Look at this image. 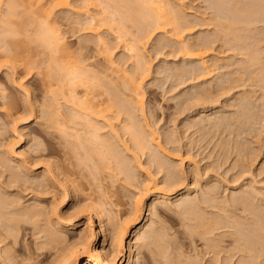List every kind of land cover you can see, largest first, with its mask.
I'll use <instances>...</instances> for the list:
<instances>
[{"label": "bare ground", "instance_id": "6f19581e", "mask_svg": "<svg viewBox=\"0 0 264 264\" xmlns=\"http://www.w3.org/2000/svg\"><path fill=\"white\" fill-rule=\"evenodd\" d=\"M227 1L231 3L233 0L210 2L208 4L212 10L208 18L210 22L206 21L207 18L199 17L197 18L199 23L186 20V15L180 10L181 7L173 6L170 0H10L7 2L3 14L4 30L0 31V42L3 46L5 45L7 53L4 51L6 55L5 57L3 55L4 58L0 61V68L2 66H9L10 70L21 68L23 72L25 71L24 73L34 72L41 76L42 99L39 105H35V111L31 108L33 105L27 104L28 111L31 114H38L36 118L42 120L40 125L44 127L45 136L56 138L59 143L57 145L61 146L59 149L65 150V157H63L68 161L64 160L63 166L72 164L71 160H73L74 164L77 163L74 167L80 165L82 168H71V164H69L70 167L62 168L56 162H52L51 156L45 153L41 159L46 162V166L53 167L51 169L53 171H50L49 176L47 172L50 167L45 166L43 173L34 176L41 181H33L34 178H30L32 174L30 169L17 166L18 170L15 168V171H8L5 168L7 158L0 159V166H2L0 178L4 177V183L1 184L5 185V188L15 187L20 190L27 185L29 194H33L29 197L32 198V204L26 207H20V204V208L17 209L21 196L15 195L17 199L8 196L7 192L11 191H3L0 187L2 190L0 192V264H117L118 262L120 264H180L182 262L180 261L181 253H175V249L170 248L171 242L162 228H156L150 224L145 229L141 226L143 218L140 200L135 201L133 208L131 207L128 212L123 210L125 213L121 215L125 206L123 207V195L120 189L124 187L119 182L131 181L134 170L142 167L141 156L149 157L148 165L161 167L159 163L161 159L156 157V149L161 150V145L154 133L148 130V124L145 121V124H141L140 119H137L139 116H136V112H143L144 105L141 85L144 75L141 72L143 69L141 61L144 58L141 50L144 43L147 44L154 39L156 41L154 48L164 46L167 43L162 36L161 38L158 35L167 34L169 39L173 40L174 44L171 43L173 52L185 59L196 61L197 64L185 72L176 69L175 76L184 73L188 79L193 76L202 80L217 69L225 67L227 69L230 65L228 66L227 63L217 65L220 59L213 58L212 54L225 53L226 45L229 46L227 50H237V44L245 38L241 33L250 28L253 23H264V19L257 18V20L256 17L255 19L252 17L253 13L257 15L255 12L264 10V4L262 8L260 6L262 0H249L254 2L253 6L250 5L254 8L253 13H251L252 10L249 11L250 7L247 9V6L246 11L237 9L244 12L246 16L238 12L234 5L236 14L231 7L233 4L230 6ZM234 2L238 1L234 0L232 3ZM257 2L260 8L257 7L259 10L255 11ZM61 23L65 24L66 30L60 29ZM198 25L202 27L213 25L214 35L194 36L195 33L191 31ZM67 33L72 36L79 35L80 42L73 50L65 40ZM8 38H10L8 40L10 48L7 46ZM91 45L95 49L94 53L89 55L88 50ZM120 49L126 52L127 60H134L135 65L130 70H124L120 67V61L114 60L113 53L119 52ZM243 49L246 53L238 54L246 58H241L240 63L236 64L233 77L230 78L233 75V72H230L227 74L230 75L229 78L225 77V81H221L227 84V87L221 86L218 91L244 87L247 80H244L243 76L258 83L264 82V58L258 53L253 55L247 51L245 45ZM256 64L261 67L251 69ZM215 65L217 67L213 69ZM256 71L263 72V80L251 77ZM187 77L186 80H188ZM230 82L235 86L228 85ZM18 87L22 86L18 84ZM207 91L208 89H205L200 96L204 94L212 96V92ZM238 101L242 109L252 103L248 96H240ZM5 105V110L9 113L6 114L7 117H12L18 112L16 98H8ZM208 118L213 124L228 121V118L218 117L216 114ZM41 152L45 150L41 149ZM66 155H68L67 158ZM69 159H71L70 162ZM73 169L80 171L81 179L87 180L88 185L92 183L88 187L90 189L87 188L88 191L91 190L92 193L94 189H97L94 192L95 196L98 195L94 197L95 199L93 193L87 195L88 191H86L85 194L89 197L86 200L87 204L80 207H76L78 195L75 190L80 187V184L78 183L79 186L76 184L78 186L76 188L75 182L70 179V176L75 174ZM6 171L8 174L4 176ZM82 172L86 175H82ZM173 176L174 178L163 181L166 188L176 183L174 180L177 176L170 173V177ZM147 177L152 185L151 188L144 185L143 191L155 193L148 204L149 211L152 213L156 210L155 206L161 203L159 195L162 193H159L158 183L154 182L152 175L149 173ZM21 178L27 180L22 181ZM57 184L69 190L67 196L70 198V208L67 212L73 213L69 216L67 214L65 216V213L64 216L62 213H57L55 203L57 199L49 198L48 200L40 197L43 191L58 192L56 189L60 188ZM80 189L84 193V189ZM256 193L253 196L256 197L258 195ZM181 198L183 199V196ZM15 199L19 200L17 206ZM188 200H182L176 207L177 209L180 207L179 210L183 214L193 210L191 206L194 201ZM246 200L245 196L234 198L236 203L241 201L248 204L249 201ZM191 202L192 205H190ZM105 206H109L117 215L126 216L123 218L120 216L122 219L117 220V217L114 220L108 218V222L104 224L102 214ZM160 206L170 209L165 203H161ZM112 207L116 209L113 210ZM194 211L198 210L194 209ZM83 212L88 213L83 225L77 227L74 222L73 224L70 221L71 224L64 223L65 219L78 217ZM198 212L195 213V218L192 217L193 224H189V227L187 225V232L190 238L197 236L205 240L208 239L205 236L211 233L214 230L213 227L219 222L213 217L207 218V214ZM92 215L100 226L101 243L96 241V234L92 232ZM187 218L191 219V217ZM74 230L77 233L71 236L70 232ZM22 231H29L31 237H36L34 246L40 254L34 255L28 247L23 255L16 253L15 247L20 244ZM229 233H227L228 238L231 237L233 241H237L234 235L231 233L232 237ZM130 234L135 237V241L132 245L128 242V255L125 262L123 261L125 242ZM257 235L259 237V234ZM209 241L212 253L215 256L218 255L220 239L214 238ZM249 244H245L247 252L252 250ZM42 257L47 258L45 262L41 259ZM35 259L36 261H32ZM247 259L246 261V258L242 256L237 264H264V260L261 263L255 258Z\"/></svg>", "mask_w": 264, "mask_h": 264}, {"label": "rangeland", "instance_id": "374dc122", "mask_svg": "<svg viewBox=\"0 0 264 264\" xmlns=\"http://www.w3.org/2000/svg\"><path fill=\"white\" fill-rule=\"evenodd\" d=\"M9 1L0 0V31L4 30L3 14L6 10L5 5ZM237 1L236 3L234 2L235 4L230 3V1L227 2L230 3V6L233 4L231 6L232 9L234 8L233 10H235L234 5L236 6V10L241 9V11H244L247 6V9L250 7L249 11L252 10L251 13H253L254 8L252 6L254 2L252 3L249 0ZM170 2L173 6L181 7L180 10L187 17L186 20L199 23L197 18L200 17L207 18L206 21L210 22L208 18L212 10L210 9L211 7H208V4L213 2V0H170ZM258 2L257 4L255 3V11L260 8L258 7L260 4H262L260 5L261 8L264 4V0L260 4ZM251 4L252 6H250ZM242 5L244 6L242 7ZM242 8L244 9L242 10ZM236 10L235 13L237 11L241 12L240 10ZM257 12H255L257 15L253 13L252 17L254 19L255 17L256 19H264V10H261L262 13L260 11ZM241 13L242 15L244 14V12ZM59 27L62 31L67 29L63 23ZM214 31L213 25L209 27L198 25L191 32L195 33L194 36H204L205 34L209 36L214 35ZM241 35L245 38L237 44V50H227L229 46L226 45L224 47L225 53L212 54L213 58L220 59L216 63L217 65L227 63L228 66L230 65L229 69H226V67L217 69L202 80L200 78L198 80L193 76L188 79L184 73L175 76L177 75L176 69H181L185 72L197 64L196 61L185 59L180 54L173 52L171 46L174 43L172 42L173 40L169 39L167 34L158 35L162 36L165 43H167L164 45L165 47L158 46V49L154 48L155 39L142 45L141 51L144 59L141 61L143 68L141 72L144 75L142 76L141 85L144 95V105L143 112H136V116H139L137 119H140L141 124H145V122L148 124V130L154 133L155 138L161 145V150L156 149V157L158 156L157 159H161L159 160L161 167L148 165L149 157L147 158V155L141 156L140 165L142 167L134 170V176L131 181L119 182L124 187V189H120L121 195H123V207L125 206L122 209L121 215L126 210L128 212L131 207L133 208L135 201L140 200L143 218L141 226L145 229L150 224L156 228H162L171 242L170 248L175 249V253H181L180 261L182 262L180 264H237L242 256L246 258V261L248 260L247 258L253 260L254 258L257 259V257H259L256 260L258 262L262 263V260H264V82L258 83L251 78L243 76L244 80H247L244 87L233 88L230 91H218L221 86L227 87V84L222 83L227 77L229 78L230 75L227 74L233 72L237 66L236 64H239L242 59L246 58L238 54L246 53L243 49L244 45L247 51L253 55L258 53L264 58V23H253ZM78 37V34L72 36L67 33L65 35V40L72 47V50L80 42ZM6 40L8 42L7 46L10 48V41H8L10 38ZM1 44L0 42V61L7 53L5 45ZM94 49V46L91 45L88 50L89 55L94 53ZM125 53L122 49L119 52H114V60L120 61V67L124 70H130L135 65L133 64L134 60H127ZM215 67L217 66L215 65L213 69ZM259 67L261 66L256 64L251 69H258ZM24 72L21 68H17L16 70H10L9 66H2L0 68V94H2L0 95V159L2 157L7 158L5 168L8 171H15V168L18 170V167L30 169L32 173H30V178H34L33 181H41L40 178H35L34 176L43 173L46 167H50L49 173L47 172L48 175L50 171H53L51 170L53 167L46 166V162L41 159L42 156L45 153L48 154L51 156L52 162H56L63 168L65 150L63 148L59 149L61 146H58L59 143H57L58 140L56 138L52 139L49 136H45L44 127L40 125L42 120L36 118L38 114H31L28 111L27 104L33 105V107L31 106L33 111L39 105L42 99V84L41 76L34 72ZM233 76L234 72L230 78ZM262 76V71H256L251 77L263 80ZM186 77L188 80H186ZM17 83L22 87H18ZM230 84L235 86L231 82L228 83V85ZM205 89H208L209 92L211 91L212 96H206L205 94L200 96V93L205 92ZM240 96H248L252 102L245 109H242L239 105L238 98ZM11 97L17 100L18 112L12 117H7L9 113L5 110V104L8 98L10 99ZM213 114H216L218 117H226L228 121L222 124H213L208 120V117ZM41 149H44L45 152H41ZM67 157L68 155H66ZM66 160L68 161V159ZM71 162L72 164L68 163L65 167L67 168L71 164V168H82L80 165L79 167H74L77 163L74 164L73 160ZM73 171L75 173L74 177L70 176V179L75 182V185L79 186L80 184V187L76 185V188H78L75 189L77 190L76 195H78L76 207H80L87 204L86 200L89 198L87 195L93 193V198L98 196H95L94 193L97 189L93 191L91 187L93 192L91 193V190L88 191L90 189L88 187L92 183L90 182L91 184L88 185L86 179V181L81 179L80 171L76 169H73ZM146 173L147 175L150 173L154 182L158 183V191L162 193L159 195V197L161 196L160 202L165 203L170 208L169 210L162 208L163 206H160L161 203H159L158 206H155L156 210L152 211V213L149 211L148 204L155 193L143 191L144 185L148 188H151L152 185ZM170 173L177 176V179L174 180L176 183L173 182L172 186L166 188L163 181L168 180V178H174V176L170 177ZM6 174H8L7 171L4 173V176ZM82 175L86 174L82 172ZM79 178L80 181H78ZM21 180L25 181L27 179L21 178ZM1 183H4V177L0 178V187L3 191H11L7 192L8 196L14 197L17 194L21 196L20 201L14 197L16 198V206L19 201L17 209L32 204V198L29 197H32L33 194H29L30 190L26 188L27 185L20 190L15 187L5 188V185L3 186ZM57 185L60 188L56 189L58 192H53L52 190L43 191L40 197L48 200L49 198L57 199L55 202L57 213H62V215L65 213V216L66 214L69 216V214H73L71 211L67 212L70 208V198L67 196L69 190L67 191L59 184ZM72 185L75 187L74 183ZM80 188L84 189V193ZM253 189L254 193L257 192L256 194L261 196H253L255 195ZM86 191L88 192L86 193ZM163 194H167L168 196ZM182 196L183 199L181 198ZM236 196H245L247 198L246 201H249L250 204L249 202L248 205L241 201L236 203L237 201H234V198H237ZM180 198L181 201L189 199L188 201L195 202V204L193 202V205L192 202L190 203L194 208L191 206L193 210L187 211V213L189 212L188 214L181 213L180 207L176 208L179 205L178 203L181 202ZM112 209L115 210L116 208L112 207ZM194 209L201 212L194 211ZM104 210L102 214L104 224L108 222V218L114 220L117 217V220L126 216L117 215L115 211H111L109 206H105ZM197 212L199 214H207V218L213 217L219 222L217 226L213 227L214 230L209 233L211 235L207 234V237L205 236L208 239H220L219 254L216 256L212 253V249L209 246L211 244L210 239L202 240L197 236L190 238L188 235L187 228L190 226L189 224H193V218H195L194 215ZM87 214V212H83L78 217H72L69 220L67 218V220L65 219L67 222L64 220V223L73 224L74 222L79 227L85 222ZM187 217H191V219ZM257 220H259V223H257ZM113 223L116 222L113 221ZM99 228L98 221L92 215V232L96 234V241L101 243L102 236ZM110 229L112 228L110 227ZM256 230L258 232H255ZM25 232L22 231L20 234V237H22L19 239L20 244H17L15 247L16 253L23 255L25 251L27 252L26 247H28L34 252V255L40 254V251L36 250L34 246L36 237H31L29 231ZM228 232H230L229 234L232 237L234 235L237 241L234 240V242L231 237L228 238ZM76 233L74 230L70 232V235ZM25 234L27 235L24 236ZM257 234H259V237ZM261 239L263 241H260V243L259 240ZM134 241L135 237L130 234V237L125 242L126 252L124 251L123 256V261L125 262L128 255V242L132 245ZM251 241L253 242L251 243ZM107 244L109 245L108 242ZM245 244H249L252 250H248L247 252ZM133 258L135 259V257ZM41 259L45 262L47 258L42 257ZM32 261H36V259ZM117 264H120V262Z\"/></svg>", "mask_w": 264, "mask_h": 264}]
</instances>
